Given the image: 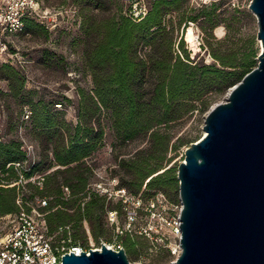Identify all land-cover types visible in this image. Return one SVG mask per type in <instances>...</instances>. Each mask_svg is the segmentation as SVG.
<instances>
[{
	"label": "trees",
	"instance_id": "1",
	"mask_svg": "<svg viewBox=\"0 0 264 264\" xmlns=\"http://www.w3.org/2000/svg\"><path fill=\"white\" fill-rule=\"evenodd\" d=\"M77 2L86 6L93 4V8L103 13L85 15L82 23L83 61L92 87L88 92L82 89L77 92L78 122L73 128L64 120L63 113H53L47 107H31L30 122L42 150L39 147L37 160L25 170L18 172L13 166L24 161L21 145L0 143V216L19 212L15 202L18 197L26 209V202L48 198L45 211L49 230L52 232L59 226L71 224L73 238L81 243L86 241L85 232L80 230L82 220L87 221L92 238L97 240L104 236V203L96 194L86 192L91 169L83 165L103 143L105 131L100 118L105 119L108 129L120 143L146 138L149 141L146 151L137 154V161L119 163L121 170L129 167L127 172L132 169L136 177L140 176L133 193L139 191L145 177H151L145 184L147 190L166 194L164 186H173L178 181L172 169L152 176L161 170L162 164L161 158L150 162L153 159L151 146L161 141L165 151L170 143L169 137L160 134L159 128L181 120L197 109V104L200 110H205L207 95L222 93L240 81L255 67L257 56L254 52H213L220 67L192 63L176 35L182 24L197 22L196 17L184 16L185 0H152L139 21L129 15L106 14L109 8L105 0ZM169 14L175 15L177 21L166 19ZM28 21L24 22V33ZM143 47L148 48L146 52H142ZM181 51L185 56L179 55ZM4 67L9 70L7 79L11 88H16L14 95H17L24 80L12 67ZM190 142L179 144L188 146ZM53 166L63 169L46 173ZM4 174L7 177L2 178ZM35 175H43L40 186L36 181L23 182ZM62 186L69 189L68 200L63 199Z\"/></svg>",
	"mask_w": 264,
	"mask_h": 264
},
{
	"label": "rangeland",
	"instance_id": "2",
	"mask_svg": "<svg viewBox=\"0 0 264 264\" xmlns=\"http://www.w3.org/2000/svg\"><path fill=\"white\" fill-rule=\"evenodd\" d=\"M38 1L37 16L29 19L26 33L13 39L17 50L0 52V143L10 145L14 142L21 145L20 150L25 153V158L18 163L25 169L28 167L27 158L34 154L37 160L39 147L42 150L30 122L32 106L47 107L53 113H63L64 120L71 128L77 124V92L79 89L88 92L92 87L91 76L83 61V18L85 15L103 14L99 9L93 8V4L86 6L77 0ZM105 1H108L109 8L106 14L125 17L133 9L139 11L145 7L147 11L152 3V0ZM250 2L251 0H185L184 16L196 17L197 22L182 24L176 35L177 41L183 43L189 60L192 63L220 67L212 56L213 52H254L257 56L261 46L256 38L258 25L249 10ZM169 18L177 21L175 15H167L166 19ZM174 48L178 51L177 44ZM147 49L143 47L142 52ZM179 53L182 57L185 56L182 51ZM255 61L257 65L256 57ZM4 66L12 67L24 80L22 90L17 95H14L16 88L13 90L7 79L9 70ZM232 86L222 93L207 95L208 105L205 110H200L201 106L197 104V109L187 113L181 120L159 128L160 134L168 136L170 143L165 151L161 141L151 146L153 159L150 162L161 158L162 164L161 170L152 176L172 169L176 177L177 167L184 160L185 149L204 135L202 127L207 112L226 100L227 92ZM100 122L105 131L103 143L91 157L83 161V165L91 169L88 182L96 178L107 190L105 194L97 195L105 207L102 239L109 243H121L130 264H169L175 260L171 251L179 245V240L170 226L160 228V208L156 201L164 199L168 207L165 216L168 219L176 217L181 207L178 184L176 182L173 186H164L165 194L163 191L147 190L145 184L151 177H145L139 191L133 193L140 176L136 177L132 169L127 172L129 167L121 170L119 163L137 161V154L146 151L149 141L146 138L120 143L113 137L103 117ZM184 141L191 142L188 146L179 144ZM57 169L63 167L53 166L46 173ZM20 170L18 167L17 171ZM93 170L102 179L94 177ZM1 177L5 178L7 175ZM146 207L150 211H146ZM126 215L129 217L125 218ZM4 216L6 215L0 216V235L10 227V219H2ZM86 224L90 229L87 221ZM80 230L84 231L83 224ZM93 242L97 246V241Z\"/></svg>",
	"mask_w": 264,
	"mask_h": 264
},
{
	"label": "water",
	"instance_id": "3",
	"mask_svg": "<svg viewBox=\"0 0 264 264\" xmlns=\"http://www.w3.org/2000/svg\"><path fill=\"white\" fill-rule=\"evenodd\" d=\"M257 65L204 117L177 167L180 255L169 264H264V0H251ZM54 264V263H52ZM61 264H130L104 245Z\"/></svg>",
	"mask_w": 264,
	"mask_h": 264
},
{
	"label": "built area",
	"instance_id": "4",
	"mask_svg": "<svg viewBox=\"0 0 264 264\" xmlns=\"http://www.w3.org/2000/svg\"><path fill=\"white\" fill-rule=\"evenodd\" d=\"M39 9L38 0H0V52L17 50L14 40L16 37L24 32V22L27 19H32L37 16ZM145 7L140 8L139 11L133 9L129 16L134 21H139L146 14ZM28 159V166L34 164L36 156L32 154ZM13 166L17 169L20 167L24 169L20 163H14ZM8 167V166H7ZM28 168V167H27ZM94 177L102 179V176L93 170ZM43 175H36L23 182L31 181L37 185H41ZM23 179L22 176H20ZM62 196L64 200L70 198L69 189L65 186L61 187ZM86 192L88 195L94 193L96 195H103L107 192L100 181L92 180L87 184ZM88 195L84 199L88 200ZM123 197V195H122ZM48 198H35L34 201L26 202L28 209L23 208L20 197L16 199V204L20 208L17 214H8L2 219H10V227L7 231L0 235V264H61L62 257L65 254H74L79 256L80 253L89 255L90 251H100L102 245L107 249L118 251L123 249L121 243H109L100 240L95 246L91 239V232L86 224V220H82L84 225V232L87 241L84 243L77 242L73 238V230L71 224L59 226L56 230L50 231L46 221L47 212L45 208L48 205ZM84 203H81L83 207ZM154 204L151 206L153 207ZM156 205L160 208L159 222L160 228L163 226H170L173 234L180 241V220L179 214L168 219L165 212L168 211L166 201L164 199L157 200ZM137 207V206H136ZM138 208V207H137ZM147 208V207H146ZM56 209V208H54ZM72 212V210H68ZM146 211H150L147 208ZM180 212V211H179ZM151 231L150 229H148ZM155 232L157 231L154 229ZM181 249L178 245L176 249L171 251L175 260L180 255ZM173 260L172 262H174Z\"/></svg>",
	"mask_w": 264,
	"mask_h": 264
},
{
	"label": "flooded vegetation",
	"instance_id": "5",
	"mask_svg": "<svg viewBox=\"0 0 264 264\" xmlns=\"http://www.w3.org/2000/svg\"><path fill=\"white\" fill-rule=\"evenodd\" d=\"M125 218H128L129 216H124ZM102 238H104V236H102ZM102 238H98L97 240H95L94 238H92V236H91V239L93 240V241H97V243L100 241V240H103ZM86 241H87V237H86Z\"/></svg>",
	"mask_w": 264,
	"mask_h": 264
}]
</instances>
